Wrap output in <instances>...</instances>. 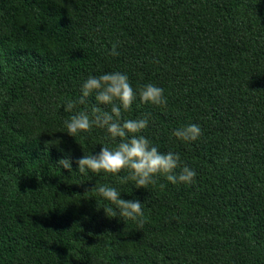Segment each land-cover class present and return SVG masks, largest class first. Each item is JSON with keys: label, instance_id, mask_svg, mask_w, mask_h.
<instances>
[{"label": "trees", "instance_id": "trees-1", "mask_svg": "<svg viewBox=\"0 0 264 264\" xmlns=\"http://www.w3.org/2000/svg\"><path fill=\"white\" fill-rule=\"evenodd\" d=\"M107 72L164 89L166 106L137 98L123 119L150 114L142 134L194 183L56 165L118 143L64 126ZM191 123L197 141L172 135ZM104 184L143 216L104 213ZM0 264H264V0H0Z\"/></svg>", "mask_w": 264, "mask_h": 264}, {"label": "clouds", "instance_id": "clouds-1", "mask_svg": "<svg viewBox=\"0 0 264 264\" xmlns=\"http://www.w3.org/2000/svg\"><path fill=\"white\" fill-rule=\"evenodd\" d=\"M116 48L117 45H112L111 55H118ZM93 94L96 105H106L107 110L92 105L91 114L87 111L72 114L64 121L67 134L74 137L98 127L106 130L113 140L118 138V143L114 147L104 145L97 154L83 155L75 161L71 159L70 152L66 153L58 159L56 165L68 172L78 171L81 174L87 171L119 174L127 170L128 174L121 178V183L134 181L138 189L155 184L160 176L171 184L195 182L197 173L194 169L181 164L179 154L161 152L142 134L149 124L150 114L137 119H123L122 113L129 111L137 98L141 103L166 106L167 98L163 88L148 83L137 92L126 74L107 72L99 76H89L81 86L79 98L68 101L64 105V110L71 113L77 105L88 104V98ZM172 135L178 140L191 143L199 139L202 129L199 124L191 123L175 129ZM73 163L77 166L75 171ZM95 191L111 205H115V209L109 206L103 210L112 218L119 214L120 217L136 221L144 214L140 200L121 198V193L113 186L104 184ZM139 224L142 226L143 221L140 220Z\"/></svg>", "mask_w": 264, "mask_h": 264}]
</instances>
